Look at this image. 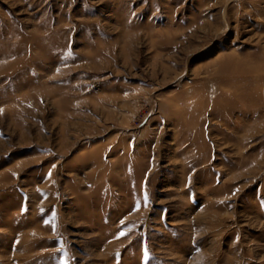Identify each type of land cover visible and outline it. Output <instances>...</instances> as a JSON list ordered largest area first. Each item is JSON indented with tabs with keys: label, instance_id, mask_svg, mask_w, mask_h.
<instances>
[{
	"label": "rangeland",
	"instance_id": "374dc122",
	"mask_svg": "<svg viewBox=\"0 0 264 264\" xmlns=\"http://www.w3.org/2000/svg\"><path fill=\"white\" fill-rule=\"evenodd\" d=\"M0 264H264V0H0Z\"/></svg>",
	"mask_w": 264,
	"mask_h": 264
}]
</instances>
